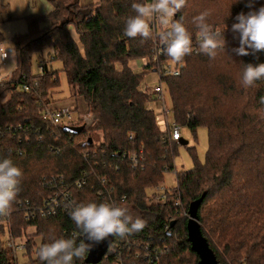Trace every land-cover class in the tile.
I'll return each mask as SVG.
<instances>
[{
  "label": "trees",
  "instance_id": "trees-1",
  "mask_svg": "<svg viewBox=\"0 0 264 264\" xmlns=\"http://www.w3.org/2000/svg\"><path fill=\"white\" fill-rule=\"evenodd\" d=\"M47 1L49 11L25 14L24 30L10 36L15 67L10 78L0 83V159L10 158L23 170L11 213L0 219V236L6 234V242L0 238V264H46L37 254L41 243L73 235L77 243L83 240L65 213L25 219L23 208L16 205L24 199L40 204L49 193L41 177L50 174L61 175L67 183L84 179L79 186H70L76 202L129 204L146 221L138 232L111 236L100 264H114L115 242L120 243L122 264H196L186 240L184 212L188 201L201 192L197 219L216 263L264 264V80L249 88L241 85L244 64L264 62V51L237 55L233 49L239 47V34L232 30L237 14L257 10L264 0H187L174 17L192 33L193 51L184 57L177 75L161 77L171 120L190 130L198 125L206 130L203 162L175 171L178 206L169 199H150L163 171L173 168L175 142L168 140V130L157 125L148 105L153 94L139 87L142 72L127 64L145 56L144 67L155 62L153 38H129L123 31L125 19L134 14L131 5L147 0H96L94 5ZM202 12L209 13L207 22L215 29H224L225 48L214 59L198 49L193 18ZM34 55L42 67L31 73ZM158 58H170L163 46ZM54 59L60 62L70 92L81 94L93 117L91 124L75 125L80 126L76 132L59 127L57 138L46 128L41 113L50 100L47 88L57 82L52 77L57 70L50 65ZM32 78L37 84L29 82ZM22 82H28L29 88L22 90ZM17 124L20 129L14 127ZM93 130L99 133L97 143L92 142ZM24 133L27 141L18 142ZM131 151L140 155L136 166L127 162L125 154ZM10 237L21 239L23 247L18 250L24 261L19 262L17 250L7 244ZM74 264L90 263L83 258Z\"/></svg>",
  "mask_w": 264,
  "mask_h": 264
},
{
  "label": "clouds",
  "instance_id": "clouds-1",
  "mask_svg": "<svg viewBox=\"0 0 264 264\" xmlns=\"http://www.w3.org/2000/svg\"><path fill=\"white\" fill-rule=\"evenodd\" d=\"M187 3V0H147L134 2V12L124 21V35L129 38L141 37L145 40L155 38L163 46L164 53L175 64H181L186 55L193 51L192 33L174 17ZM209 13L202 12L193 18L196 25V41L201 53L214 59L218 50H224L223 30H218L207 22ZM158 21L160 30L154 33L153 22ZM232 24L234 33L239 34V47L233 49L237 55L244 56L264 51V6L247 14H237ZM226 27V26H225ZM224 27V28H225ZM264 80V62L244 64L241 85L253 87L257 81ZM23 170L10 158L0 159V216L10 214L12 204L20 191ZM69 216L76 229L83 235L77 237H52L50 242L41 243L38 258L46 264H74V260L85 258L93 244H98L110 236L126 237L142 230L146 221L134 217L127 205L116 201H71L66 205ZM88 241V242H86Z\"/></svg>",
  "mask_w": 264,
  "mask_h": 264
},
{
  "label": "rangeland",
  "instance_id": "rangeland-1",
  "mask_svg": "<svg viewBox=\"0 0 264 264\" xmlns=\"http://www.w3.org/2000/svg\"><path fill=\"white\" fill-rule=\"evenodd\" d=\"M96 0H81L84 4H92ZM51 8L49 2L47 0H0V32L2 33L4 39V45L12 44L10 36L14 33L21 32L25 28V21L23 16L28 13H45L49 11ZM157 32L160 30V25L157 26ZM70 31L72 35H74V31L72 27H70ZM75 36V35H74ZM154 45L159 43V41L153 37ZM155 51V50H154ZM154 54V53H153ZM40 55L42 53L40 52ZM150 57V56H149ZM35 55L31 58L30 61V72L36 73L39 71ZM50 58V57H49ZM148 58L141 57L135 59H129L127 64L133 70L141 73L139 87L145 89L147 92L153 94L152 87L158 83V75L155 70V65L150 63L149 67H144L142 64L147 61ZM7 64H3L0 67V71H5L10 64L13 63V59H9L6 61ZM50 65L52 69H56L57 73L53 74V79H57L56 85L52 87H48L46 91H49V104L50 107H61V106H69L72 109V113L74 115L80 114L82 117L88 115V117H92V115L85 110L84 103L82 102L81 94L70 92L69 86L67 84L65 75L62 70H60V62L57 59L51 60ZM12 74V72H11ZM10 74V76H11ZM163 86V83H162ZM164 87V86H163ZM73 91H77L74 90ZM154 95V94H153ZM158 100L153 97L152 100L148 101V105L153 109V112L157 113L158 109ZM164 104L167 109V118L171 120V108H170V99L168 93L164 91ZM93 118V117H92ZM90 121L88 124H91ZM156 122L159 127H162V122L156 119ZM181 138L184 139L185 143H179L178 141H174L173 153H172V164L173 168L167 169L163 171L160 185L166 188H170L175 185V171L180 169H186L193 165L194 162H203L204 160V152L206 149V130L202 125L196 126L193 130H190L185 125H179ZM92 142L97 143L99 139V133L96 130L91 132ZM127 205L134 217H140V213L137 212L136 208L129 204ZM1 240L6 242V234H2L0 236ZM39 240V237H36ZM15 242H18V238L14 237ZM16 257L19 262L25 260V255L22 254L21 250L16 251Z\"/></svg>",
  "mask_w": 264,
  "mask_h": 264
},
{
  "label": "built area",
  "instance_id": "built-area-1",
  "mask_svg": "<svg viewBox=\"0 0 264 264\" xmlns=\"http://www.w3.org/2000/svg\"><path fill=\"white\" fill-rule=\"evenodd\" d=\"M159 25L158 21L153 22V30L157 31V26ZM4 39L0 38V67L9 59H13V63L10 64L7 69L3 72L0 71V83L2 81L8 80L10 78V74L15 67V47L13 44L4 45ZM155 52L151 57V60H154L155 70L158 75V83L152 87L153 96L158 100V109L155 116V119L160 120L162 122V127H159L161 130H168V140L169 141H177L181 137L179 125L174 123L172 120L167 118V109L164 104V87L162 86L161 77L164 75H177L180 72L181 64H175L171 58H166L163 60H159L158 54L161 52L162 46L159 43H156L154 46ZM39 71L41 70L42 64H37ZM29 82L32 84H37V80L32 78ZM28 82L21 83V89L26 90L29 88ZM42 118L46 121V128L49 130L50 134L55 135V137H59L60 133L57 129L61 126H75L78 124L87 125L90 121H93L92 117H88V115L82 117L80 114L74 115L72 113V109L69 106H61V107H50V104H46L41 109ZM158 125V124H157ZM32 127V125H30ZM7 128V126H4ZM15 128L20 129L21 126L19 124L14 126ZM12 126V129L14 128ZM25 130V129H24ZM38 131V128H36ZM3 136V130L0 127V139ZM28 134L24 133L22 138H17L18 142L27 141ZM41 137L40 134H37L36 138L39 139ZM17 151L20 153L21 149L17 148ZM127 158V162L131 166H136L137 158L140 155L136 152H128L125 154ZM84 179L77 178L73 183H67L64 181L61 175H46L41 177V184L46 186L49 189V193L46 194L41 199V203L38 205H31L27 199H24L23 202L18 201L16 205L22 207L23 217L25 219H31L36 216H46L57 211L63 212L69 216V209L66 207L67 204L71 201H76L72 197L71 193V184L74 186H79ZM160 185V184H159ZM153 187L151 189V200L157 202H163L166 199L171 200L173 205L178 206L180 204L179 193L176 190V185L166 188L164 186ZM123 196L119 198L122 200ZM11 213V212H10ZM187 216V212H184ZM10 215V214H9ZM0 216V219H6L8 216ZM14 237H10L7 241V244L12 247L14 250L21 249L23 247L21 239L18 238V242H15ZM107 249V248H106ZM120 243L115 242L114 250H113V261L114 264H122V258L120 256ZM155 252V249L153 250ZM152 252V253H153ZM151 253H146L145 256ZM104 255V254H103ZM132 261L127 262V264H131Z\"/></svg>",
  "mask_w": 264,
  "mask_h": 264
},
{
  "label": "water",
  "instance_id": "water-1",
  "mask_svg": "<svg viewBox=\"0 0 264 264\" xmlns=\"http://www.w3.org/2000/svg\"><path fill=\"white\" fill-rule=\"evenodd\" d=\"M80 126H67L64 125V130H71L76 132ZM91 139L87 137L86 142L89 143ZM179 143H185L186 141L181 137L177 140ZM203 192H201L197 197L191 199L187 203V216L185 220V231H186V240L189 242V248L196 254V264H217L216 258L213 253V250L208 245V242L205 236L201 233L199 222L197 219L196 209L198 204L201 201ZM172 224L170 221L169 225ZM111 236L98 243L93 244L92 249L89 253L86 254L84 261L90 264H100V259L105 253L107 244L110 241ZM88 242V241H86Z\"/></svg>",
  "mask_w": 264,
  "mask_h": 264
},
{
  "label": "bare ground",
  "instance_id": "bare-ground-1",
  "mask_svg": "<svg viewBox=\"0 0 264 264\" xmlns=\"http://www.w3.org/2000/svg\"><path fill=\"white\" fill-rule=\"evenodd\" d=\"M179 193V192H178ZM180 197V196H179Z\"/></svg>",
  "mask_w": 264,
  "mask_h": 264
},
{
  "label": "crops",
  "instance_id": "crops-1",
  "mask_svg": "<svg viewBox=\"0 0 264 264\" xmlns=\"http://www.w3.org/2000/svg\"><path fill=\"white\" fill-rule=\"evenodd\" d=\"M81 1V0H80ZM51 9V8H50Z\"/></svg>",
  "mask_w": 264,
  "mask_h": 264
}]
</instances>
